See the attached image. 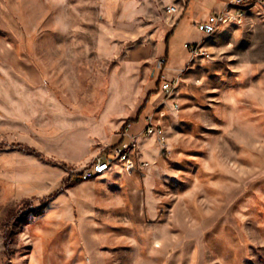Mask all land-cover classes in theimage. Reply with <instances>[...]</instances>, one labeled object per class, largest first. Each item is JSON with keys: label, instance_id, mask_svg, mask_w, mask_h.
Segmentation results:
<instances>
[{"label": "rangeland", "instance_id": "374dc122", "mask_svg": "<svg viewBox=\"0 0 264 264\" xmlns=\"http://www.w3.org/2000/svg\"><path fill=\"white\" fill-rule=\"evenodd\" d=\"M186 4L0 0V264H264V19L249 7L244 25L206 37L195 24L219 4L190 2L177 23ZM198 42L211 58L190 63L172 97L153 96L165 123L148 117L167 130L170 152L139 196L108 176L64 188L156 92L160 51L170 78L184 45ZM60 188L44 215L18 226L8 260L12 209L38 208Z\"/></svg>", "mask_w": 264, "mask_h": 264}, {"label": "built area", "instance_id": "2783aa9c", "mask_svg": "<svg viewBox=\"0 0 264 264\" xmlns=\"http://www.w3.org/2000/svg\"><path fill=\"white\" fill-rule=\"evenodd\" d=\"M222 3L221 9L212 11L207 19L199 21L195 24L197 29L205 35L210 30L222 28V20H229L230 23H239L244 25L249 19L248 14H244V7L263 6L264 0H214ZM166 12L170 16L180 13L177 6H169ZM185 49L190 52V63H194L198 58H211L206 55V47H200V43H186ZM160 70L165 69L168 60L161 58L157 62ZM180 77L165 81L162 84V91L166 97H172L175 87H178ZM175 110L179 109V105L174 103ZM132 124L129 123L123 130L122 135L128 140L116 146L108 147L104 152L97 154L87 166L81 170H72L71 174L77 175L83 182L97 179L98 174H108L115 167H120L127 175L147 169L150 167L149 162H140L141 142L144 138L154 139L159 148L160 155H165L169 150V136L167 130L160 124L150 122L147 118L144 130L138 135L130 133Z\"/></svg>", "mask_w": 264, "mask_h": 264}, {"label": "crops", "instance_id": "0c3cea01", "mask_svg": "<svg viewBox=\"0 0 264 264\" xmlns=\"http://www.w3.org/2000/svg\"><path fill=\"white\" fill-rule=\"evenodd\" d=\"M193 1L196 4V3H199V2H205L206 0H190V1H188V4H186L185 9H184V12L180 14L181 16L178 19L177 23L179 22V20L181 19V17H183V15L185 13V10L188 9L190 2H193ZM216 3L219 4V8L218 9H221L222 3H218V2H216ZM215 10H217V9H215ZM253 14H251L250 16L248 15L249 16V19L254 18L253 17ZM255 14L258 17H260L259 14H257V13H255ZM260 14H261V10H260ZM176 27H177V25H175L172 28V30L166 35V37L164 38V40L162 42V46H164V44H168L169 43V41L166 43V38L168 37V35L171 32H173V34H174V31H175V28ZM230 27H234V25H224V27L222 28V30L223 29H226V28H230ZM219 32H220V30H219ZM219 36H220V33H219ZM205 39L206 38H204V40ZM169 40H170V38H169ZM202 42H198V43H202ZM202 44H204V43H202ZM159 55L162 58H166L168 60V63H167V65L165 67V70H164V73L162 75H160L162 78L166 79V81L172 80V79H174L176 77H180L184 73V71L187 69V67H189V65H190L191 55H190V52L188 51V58L187 59H184V60L182 59L180 62H177V64L170 69L172 72H176V71H178L180 69V72L181 73H179L177 75H174V76H171L170 78H167L165 72L167 70H169V62H170L169 50L168 49L167 50L165 49V51H160ZM161 89H162V87H161ZM161 89H160L159 93L162 92ZM148 93H147V95H148ZM158 94L155 95V96H157V99H158V96H159ZM147 95H146L145 98H143L144 99V102H145V100L147 98ZM159 98H160V96H159ZM154 103L155 102H154L153 97H152L149 105L146 106L144 109H142V108H143V106H144L145 103H143V105L141 107H138L136 110L130 112V114H128L126 116V118H127L126 121H130V123L132 124L131 130H130V133L132 135H138V134H140L144 130V128L146 126L147 118L153 112L157 113V117H155L156 122H158V123H165L164 119L160 115H158V114H160V105L159 106H155ZM161 114H162V111H161ZM150 120H153V122H154V118L153 117H150ZM124 125L121 128V132L117 135V137L114 138V140L116 139V143L113 144V147L116 146V145H118V144H120V143H122V142H124V141H127L128 140L127 137H124L122 135L123 130L125 128ZM161 159H162V156L160 155L157 142L154 139L144 138L142 140V142H141V152H140L139 161L140 162H149L151 164L150 165V167H151V166H154V165L159 164L160 161H161ZM149 168L144 169V170H141L139 172H135L132 175H129L130 177H133V182H132L131 185H128L127 184V182H126V179L127 178L126 177H128V175H126L121 170L120 167H115L113 170H111V172H109L108 174H106L103 177L108 176L112 180L117 181L118 183L116 185L118 187H120V188H118V190H120V192L124 190V192H125L124 194H127L128 197L130 195L131 196H139V192L143 190V187H141L142 186L141 185L142 182L144 181V183H145V181L147 180L148 176L151 175V174H149V173L146 172ZM121 173H123V174H121ZM88 182L89 181H85V182H82L81 184H85V183H88ZM79 185H77L76 187L72 188V190H75ZM117 186H113V187L115 188ZM144 191H145V189H144ZM146 206H147V213H148V215L151 214L152 217H154V216L156 217V209H155V206L156 205L153 202V200H151L150 198H146ZM152 219L155 220V218H152ZM169 264H172V263L169 262Z\"/></svg>", "mask_w": 264, "mask_h": 264}, {"label": "trees", "instance_id": "16d2710c", "mask_svg": "<svg viewBox=\"0 0 264 264\" xmlns=\"http://www.w3.org/2000/svg\"><path fill=\"white\" fill-rule=\"evenodd\" d=\"M171 35H173V32H171L166 38V43L169 41V38ZM161 79L162 77L160 76L159 80L157 81L158 88L157 90H155L156 92L151 91L148 93L147 98L145 100V104L142 109L146 107V104L150 103L151 98L153 96L159 93L160 91L159 85L161 84ZM129 123L130 121H126L124 126L126 127ZM24 150L28 151L30 154H34L37 157L42 158L41 154L38 153L36 150H32L30 148L29 149L26 148ZM82 182L83 181L81 180V178H79L77 175L70 174L68 178L66 179V181L64 182V188L72 189L76 187L77 185L81 184ZM64 188L58 189L53 194H51L49 197L43 199L41 202V206L38 208H33V206H31L32 204L31 200H24L23 202H21V204L18 207L12 209L10 216L6 222L7 230H6V235H5V247H6V254H7L8 260L13 255V251L11 250V247L16 242V237L18 234V231H17L18 226L21 224H22V227L29 225L32 220L29 218L30 214H32L33 217L44 215L45 210L49 206L50 202L56 199L58 195L62 193Z\"/></svg>", "mask_w": 264, "mask_h": 264}, {"label": "bare ground", "instance_id": "6f19581e", "mask_svg": "<svg viewBox=\"0 0 264 264\" xmlns=\"http://www.w3.org/2000/svg\"><path fill=\"white\" fill-rule=\"evenodd\" d=\"M255 7L259 8V9L261 10V15H262V17H263V19H264V7H263V6H255ZM248 12H249V7H244V14H248ZM227 24H233V23H230L229 20H222V26L227 25ZM235 24H239V23H235ZM220 29H221V28H220ZM220 29L210 30V32L205 33V36H206V37H211V36L217 34V33L219 32ZM202 45H203V44H202ZM200 47H201V45H200ZM206 48H207V47H206ZM175 89H176V87H175ZM172 94H173V92H172ZM150 122H153V121L150 120ZM105 175H106V174H98L97 178L103 177V176H105Z\"/></svg>", "mask_w": 264, "mask_h": 264}]
</instances>
